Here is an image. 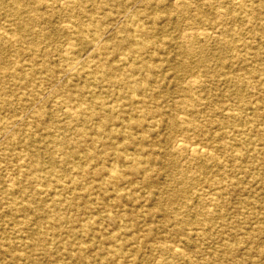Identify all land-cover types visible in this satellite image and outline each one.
Instances as JSON below:
<instances>
[{
  "label": "bare ground",
  "instance_id": "obj_1",
  "mask_svg": "<svg viewBox=\"0 0 264 264\" xmlns=\"http://www.w3.org/2000/svg\"><path fill=\"white\" fill-rule=\"evenodd\" d=\"M229 3L217 18L248 25L238 33L227 30L230 41L217 36L220 26L205 15L209 1L0 0L9 27L0 24V57L9 48L23 59H12L0 73V100L8 105L13 95L23 104L20 92L33 101L51 85L70 118L48 119L40 108L28 129H13L3 150L11 169L21 162L4 187L0 179V217L13 226L12 233L0 234V252L10 263L41 264L45 257L52 264H143L145 252L158 249L155 264L258 263L254 243L264 228L253 224L264 210V0ZM48 8L59 11L57 20L40 15ZM182 17L188 32L180 29ZM121 19L126 24L119 28ZM41 24L69 34L60 54L71 63L73 79L58 81L61 71L41 48L48 35L34 28ZM211 40L228 49L214 53L216 70L206 55ZM196 47L199 61L193 63ZM89 48L91 63L79 70ZM185 74L191 75L187 89L209 84L215 94L205 97L203 109L197 106L201 96L191 91L166 109ZM230 95L237 99L226 103ZM41 141L70 177L46 172ZM177 150L187 152L191 174L166 190L162 206L150 207L146 196L157 186L158 161L180 170ZM31 180L36 195L25 184ZM247 182L262 186L258 197L254 189L242 194ZM233 195L250 209L245 227L224 220ZM157 211L170 220L162 230L153 219ZM168 235L176 239L170 248ZM209 242L213 249L200 254Z\"/></svg>",
  "mask_w": 264,
  "mask_h": 264
},
{
  "label": "rangeland",
  "instance_id": "obj_2",
  "mask_svg": "<svg viewBox=\"0 0 264 264\" xmlns=\"http://www.w3.org/2000/svg\"><path fill=\"white\" fill-rule=\"evenodd\" d=\"M9 1V0H6ZM193 3V6H197L200 4V1H209L212 3V6H208L205 12V15H207L209 18H212L213 23L217 24L220 26V30L217 33V36L220 38L225 37L228 41H230L228 38L229 32L230 31H237L240 32L241 28H246L248 27L247 24L244 26L240 21H233L229 17L225 18H217L216 13L219 10H223V8L230 6L231 4L229 3L230 0H189ZM142 5V2L137 3L131 10L130 12H133L136 8H139ZM129 12V13H130ZM5 10L2 8L0 5V24H2L3 28L9 29L8 24L6 23V16H5ZM173 16H175L177 19L180 17V11L175 10L173 11ZM40 15L42 16H47L51 17L52 20H57L59 16V11L56 9H50L48 10H41ZM82 17V16H80ZM184 17L180 18V29L181 31L188 32L189 31V26L187 25V21L183 19ZM126 24V21L124 19L119 20L116 26L119 28L122 27L123 25ZM32 27V25H31ZM35 29L44 30V33L48 35L47 40L45 43L41 45L42 49H45L46 53L49 54V57L51 58L52 62H54V66L57 67L61 71V75H59L58 81L61 82H66L70 79H73V72L70 69L71 63L68 61H65V59L62 58V55L60 54V49L62 46H66L69 43V34L68 36L58 32L54 29V25L48 24V25H43L41 24L40 26H35ZM169 28H172V26H169ZM227 30L229 32H227ZM180 31V30H179ZM218 31V30H217ZM72 33V31H71ZM219 34V35H218ZM229 35V36H228ZM112 35L109 33L107 34V39H110ZM237 38V37H235ZM69 39V40H68ZM216 40V39H215ZM238 41V40H237ZM218 41L211 40L209 43V46L206 49V55L209 57V67L212 70L218 69V61L213 57L214 53L219 52L222 48H226L225 45L222 44H216ZM1 46V45H0ZM224 51H227L225 49H222ZM93 49H87L83 55L81 56L80 61L78 62V67L79 70L83 69L86 65L87 62H90V58L93 55L92 54ZM16 58L17 60H23L22 57H15V53L11 51V49L7 48V50L4 51L3 58L0 57V73H3L7 71L10 68V62L12 59ZM190 60L193 63H197L199 61V55H198V48L196 47L194 50V54L190 55ZM94 62H97V59L92 60ZM91 63V62H90ZM204 70V69H202ZM191 76L190 74H185L183 75V82L178 84L176 87L173 88V92H171V95L168 94L167 96V101H166V109L169 110L170 107H176L179 102L182 100V97L186 95L188 91H191L187 88H189V84L184 83L185 79L187 77ZM206 86L203 87H193L191 92L199 94L201 97V100L197 102V106L200 109H203L202 107L203 102L205 100V97L207 96H213L215 94L214 89L209 85L206 84ZM192 86V84H191ZM224 87V86H222ZM17 93V92H16ZM11 94V93H10ZM12 95V94H11ZM20 100L23 102L19 103L16 101V98L12 95L8 96V105H4L3 101L0 100V125L1 123H9L10 128L7 129H2L0 127V179L2 183V187H4V183L7 181H10L15 173H16V168H19V165L21 162H19L17 165L14 166L12 169L10 168L9 165V159L10 156H7L6 154L3 153L4 148L7 146L8 142L13 139V129L14 128H24L28 129L33 121V115L34 112L39 110L40 108H44L47 110V116L48 119L55 118L54 120H60L63 122H69L70 118L66 114L64 110L61 109L60 105H58V100L57 97H55L54 90L49 85L46 89L41 91L37 97V99L31 101L29 99V95L27 92H20ZM249 95V96H248ZM249 97L251 98V93L247 91V96L246 99L248 100ZM237 99L235 96L232 97H226V103H232ZM238 101V100H236ZM27 107H24V106ZM195 140L197 139V136L195 135ZM40 138V137H39ZM39 146V145H38ZM41 150H40V160L42 161L43 165L46 168V172H51L55 173L54 171L58 169L60 171L59 174H61L64 177H68L70 175V172H65L62 171L64 169H60V160L58 156L53 155V152L47 151L45 148L44 144H42V141L40 142ZM174 158L180 165V170L179 169H174V168H167L166 166L161 164V161L159 160V165L155 168L157 170V175H158V182L157 186L153 188L152 195L149 197L148 195L146 197L150 198V202L148 205L150 207H159L162 206L163 203L166 201L167 194L166 190L170 186H174L175 184L181 183L184 181L185 176L190 173V168L186 167V164L189 162L186 159L187 152L183 151H174ZM224 160L229 161V165H231V158L229 156H225ZM224 171H219V175L223 176ZM70 177V176H69ZM28 186L29 193L32 195H36V182L33 180L27 181L25 183ZM251 185L253 187H251ZM250 185L249 182H247L244 187H245V192H242L243 195L247 196L248 193L252 192V189H254L257 193L254 195L255 197H258V193L261 192V185L259 183L252 182ZM248 186V189L246 188ZM204 198L208 199L210 196L206 194L203 196ZM238 195H233L230 197L226 202V206L228 207V210L223 214L224 215V220H226L228 223L236 226V228L240 227H245L246 224L245 222L247 221V216L249 215V208L243 207L238 203ZM142 201V200H141ZM261 219L258 221V223L253 224L254 227H263L264 228V210H261ZM154 221L157 223L159 227H161V230L163 227L170 225V220L160 211H157L155 214V217L153 218ZM10 219L8 217H0V234L5 231L6 233H12L13 232V226L9 223ZM69 227V226H68ZM69 228H65L64 231H67ZM231 229V228H230ZM1 236V235H0ZM15 237V235H14ZM174 236L168 235L167 240L165 241L166 246L169 248L173 246V243L175 241ZM164 243V242H163ZM216 245V242H214ZM254 251H253V257L256 261H258L257 264H264V233L258 237V239L254 243ZM211 249H213V244L212 242L206 243L205 245L202 246V252L200 254L207 255ZM99 251L102 249L99 248ZM159 250V249H158ZM153 251L151 252L150 250L145 252V261L143 264H155V259L160 258L159 251ZM95 255V252L93 253ZM171 254V253H170ZM170 254H165L163 255L164 258H169ZM191 255L193 254L192 252L190 253ZM10 257L9 255L2 254L0 252V264H12L9 262ZM41 264H52V259L49 258H41ZM218 264H227L226 262L218 263Z\"/></svg>",
  "mask_w": 264,
  "mask_h": 264
}]
</instances>
